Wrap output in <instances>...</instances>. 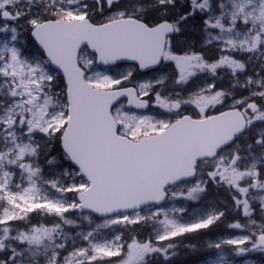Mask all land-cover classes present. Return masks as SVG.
<instances>
[{"label": "snow or ice", "instance_id": "obj_1", "mask_svg": "<svg viewBox=\"0 0 264 264\" xmlns=\"http://www.w3.org/2000/svg\"><path fill=\"white\" fill-rule=\"evenodd\" d=\"M221 224L203 264L264 256V0H0V264H177Z\"/></svg>", "mask_w": 264, "mask_h": 264}, {"label": "trees", "instance_id": "obj_2", "mask_svg": "<svg viewBox=\"0 0 264 264\" xmlns=\"http://www.w3.org/2000/svg\"><path fill=\"white\" fill-rule=\"evenodd\" d=\"M29 49H31V45L29 44ZM210 198H215L216 200L223 201V196L213 192L210 196ZM233 230L226 229L224 224H221L219 227H214L211 230H205V232L201 235L192 237L188 240L184 241V244H195L196 248L195 250L191 248H186L183 245L180 247V250L178 251V254L176 256V262L177 264H198V262H202L204 258H206V255L208 254V251L205 249H199L201 246V241L204 240V238L217 235V234H223V233H231ZM140 236V238H144L147 235V232L142 229H137V232L134 233Z\"/></svg>", "mask_w": 264, "mask_h": 264}, {"label": "rangeland", "instance_id": "obj_3", "mask_svg": "<svg viewBox=\"0 0 264 264\" xmlns=\"http://www.w3.org/2000/svg\"><path fill=\"white\" fill-rule=\"evenodd\" d=\"M192 42L194 43L193 40H192ZM25 46L29 48V44H25ZM127 67L128 66H124L123 68L114 69V71H116V72L125 71L127 69ZM150 75H149V77H146V78H150ZM208 199H209L210 202L217 201L215 198H212V197L211 198L209 197ZM194 207H196V206L195 205H190V210H191V208H194ZM228 234L229 233H223V234H217V235H213V236L204 238V240L201 241V244L199 245V246H201L199 249H202V250L205 249V250H207L206 247H205V245H206V243L209 240L219 239L221 236L228 235ZM207 251H208V254L206 255V257H209V250H207ZM198 264H203V261L202 262H198ZM248 264H264V256H261L259 253L251 254L248 257Z\"/></svg>", "mask_w": 264, "mask_h": 264}, {"label": "flooded vegetation", "instance_id": "obj_4", "mask_svg": "<svg viewBox=\"0 0 264 264\" xmlns=\"http://www.w3.org/2000/svg\"><path fill=\"white\" fill-rule=\"evenodd\" d=\"M193 33L192 40L195 42V36L198 34L195 29L191 30Z\"/></svg>", "mask_w": 264, "mask_h": 264}, {"label": "water", "instance_id": "obj_5", "mask_svg": "<svg viewBox=\"0 0 264 264\" xmlns=\"http://www.w3.org/2000/svg\"><path fill=\"white\" fill-rule=\"evenodd\" d=\"M131 63V62H130Z\"/></svg>", "mask_w": 264, "mask_h": 264}]
</instances>
